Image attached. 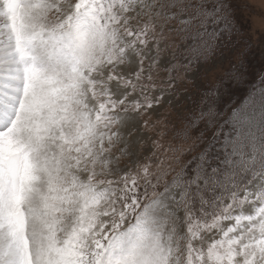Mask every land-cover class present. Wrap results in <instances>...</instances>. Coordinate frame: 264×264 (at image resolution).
<instances>
[{
    "label": "snow or ice",
    "instance_id": "6c2138e0",
    "mask_svg": "<svg viewBox=\"0 0 264 264\" xmlns=\"http://www.w3.org/2000/svg\"><path fill=\"white\" fill-rule=\"evenodd\" d=\"M237 7L0 0V264H264V69L192 94Z\"/></svg>",
    "mask_w": 264,
    "mask_h": 264
},
{
    "label": "rangeland",
    "instance_id": "374dc122",
    "mask_svg": "<svg viewBox=\"0 0 264 264\" xmlns=\"http://www.w3.org/2000/svg\"><path fill=\"white\" fill-rule=\"evenodd\" d=\"M233 3L238 5L235 13V23L239 32L238 34L233 32L229 46L222 50V55L218 54L207 64L200 65L196 87L192 88V94L194 95L212 88L217 81L224 78L226 73L232 70V66L237 60V54L246 46H248V51L244 59L252 67L250 68L252 70L250 80L246 84L257 81L256 71L264 69V0H233ZM244 5H247V7H244ZM246 89L245 86H232L231 95L221 97L222 105L223 103H236L239 93L246 91ZM193 111L192 105L185 106V113ZM179 126V123H177V127Z\"/></svg>",
    "mask_w": 264,
    "mask_h": 264
},
{
    "label": "trees",
    "instance_id": "16d2710c",
    "mask_svg": "<svg viewBox=\"0 0 264 264\" xmlns=\"http://www.w3.org/2000/svg\"><path fill=\"white\" fill-rule=\"evenodd\" d=\"M250 68H252L251 66H249ZM252 81V80H251ZM251 83V82H250ZM246 91H247V89H246ZM246 91H243V92H241V93H243L242 95H241V93H239V95H238V100H237V102L236 103H239L240 102V100L241 99H243V97H244V94H245V92Z\"/></svg>",
    "mask_w": 264,
    "mask_h": 264
}]
</instances>
